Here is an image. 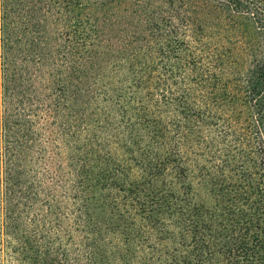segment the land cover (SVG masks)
Returning <instances> with one entry per match:
<instances>
[{
    "label": "trees",
    "instance_id": "trees-1",
    "mask_svg": "<svg viewBox=\"0 0 264 264\" xmlns=\"http://www.w3.org/2000/svg\"><path fill=\"white\" fill-rule=\"evenodd\" d=\"M80 6L0 0V264H264V0Z\"/></svg>",
    "mask_w": 264,
    "mask_h": 264
},
{
    "label": "rangeland",
    "instance_id": "rangeland-1",
    "mask_svg": "<svg viewBox=\"0 0 264 264\" xmlns=\"http://www.w3.org/2000/svg\"><path fill=\"white\" fill-rule=\"evenodd\" d=\"M85 1L87 0H79V3H81V6L79 7V9H82L85 6ZM90 13H92L93 15L96 14L93 12V10H89ZM75 15V14H74ZM76 16V15H75ZM99 16V15H98ZM84 20L82 21V26H83V30L87 31L89 34V36L92 34V30L94 29L93 23L91 22L92 20L89 21V17L88 15L83 16ZM88 21V22H87ZM87 22V23H85ZM159 71L158 74L156 75L158 77V84H159V92H160V102L163 105V101H167V99L169 98V90H176V87L180 85L181 81L180 79H177V74H175V72H169L168 70V62L167 60L164 58V60H162L161 63H159ZM177 80L179 82H177ZM166 111V107L163 108ZM163 116L167 117V112H164L163 110ZM3 259V264H8V260L6 259V256L3 255L2 257Z\"/></svg>",
    "mask_w": 264,
    "mask_h": 264
}]
</instances>
